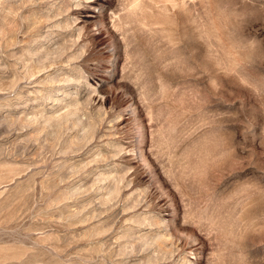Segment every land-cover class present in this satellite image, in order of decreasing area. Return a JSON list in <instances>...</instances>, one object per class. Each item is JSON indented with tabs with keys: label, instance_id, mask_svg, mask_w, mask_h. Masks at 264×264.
I'll use <instances>...</instances> for the list:
<instances>
[{
	"label": "rangeland",
	"instance_id": "1",
	"mask_svg": "<svg viewBox=\"0 0 264 264\" xmlns=\"http://www.w3.org/2000/svg\"><path fill=\"white\" fill-rule=\"evenodd\" d=\"M0 264H264V0H0Z\"/></svg>",
	"mask_w": 264,
	"mask_h": 264
},
{
	"label": "bare ground",
	"instance_id": "2",
	"mask_svg": "<svg viewBox=\"0 0 264 264\" xmlns=\"http://www.w3.org/2000/svg\"><path fill=\"white\" fill-rule=\"evenodd\" d=\"M109 56H111V54Z\"/></svg>",
	"mask_w": 264,
	"mask_h": 264
}]
</instances>
